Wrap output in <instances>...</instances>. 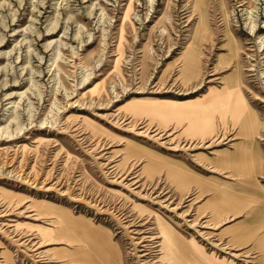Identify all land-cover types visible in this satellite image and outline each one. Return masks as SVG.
I'll return each mask as SVG.
<instances>
[{"label": "rangeland", "instance_id": "1", "mask_svg": "<svg viewBox=\"0 0 264 264\" xmlns=\"http://www.w3.org/2000/svg\"><path fill=\"white\" fill-rule=\"evenodd\" d=\"M260 238L264 0H0V264H264Z\"/></svg>", "mask_w": 264, "mask_h": 264}, {"label": "crops", "instance_id": "2", "mask_svg": "<svg viewBox=\"0 0 264 264\" xmlns=\"http://www.w3.org/2000/svg\"><path fill=\"white\" fill-rule=\"evenodd\" d=\"M198 123L200 124L199 127H200L201 132H204L208 128L209 122L206 119L205 120L202 119ZM65 224H67L68 227L71 228V229H76L77 231H80V232L84 233L87 236V238L89 240H91L90 241L91 242L90 243L91 246H92V242H95L98 245V247H100V250H102L105 254H106V252H109V248H107L108 246L105 243L101 244L102 243V241H101L102 238H101V236L99 234L98 229H96L95 227L94 228L93 227H85L81 223L77 224V222H75V221H69V222H66ZM260 241L264 242V239L262 240L260 238ZM96 244H95V248H97ZM188 247L192 248L195 251L196 255H197L196 256L197 258H196V261H195L196 264H211V263L206 262L205 260L202 259L200 253L198 252V250H196V248L194 246H189L188 245ZM109 253H108V255H110Z\"/></svg>", "mask_w": 264, "mask_h": 264}, {"label": "bare ground", "instance_id": "3", "mask_svg": "<svg viewBox=\"0 0 264 264\" xmlns=\"http://www.w3.org/2000/svg\"><path fill=\"white\" fill-rule=\"evenodd\" d=\"M232 161V160H231ZM222 163V162H221ZM163 231V230H162ZM164 233V232H163ZM174 233V232H173ZM176 239V238H175ZM170 240V239H169ZM182 245V244H181ZM168 247V246H167ZM182 247V246H181ZM184 248V247H183ZM177 249V248H176ZM182 249V248H181ZM192 249V248H191ZM184 251V250H183ZM190 252V251H189ZM192 252H194V251H192ZM167 253V252H166ZM178 253V252H177ZM180 253H178L177 255H179ZM194 254V253H193ZM168 255V254H167ZM172 255V254H171ZM184 255V254H183ZM187 255V254H186ZM191 255V254H190ZM176 256V255H175ZM185 256V255H184ZM192 256V255H191ZM181 257V256H180ZM180 257H178V259L180 258ZM185 257H187V256H185ZM197 258V257H196ZM195 258V259H196ZM186 260H188V259H186ZM177 262V261H176ZM188 262H189V260H188ZM183 263H185V262H183Z\"/></svg>", "mask_w": 264, "mask_h": 264}]
</instances>
